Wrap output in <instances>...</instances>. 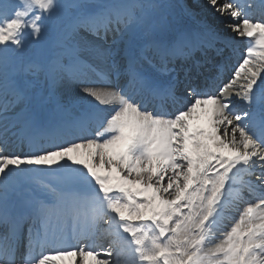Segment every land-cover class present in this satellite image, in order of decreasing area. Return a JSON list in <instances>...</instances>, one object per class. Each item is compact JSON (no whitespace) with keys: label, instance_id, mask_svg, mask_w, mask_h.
<instances>
[{"label":"snow or ice","instance_id":"6c2138e0","mask_svg":"<svg viewBox=\"0 0 264 264\" xmlns=\"http://www.w3.org/2000/svg\"><path fill=\"white\" fill-rule=\"evenodd\" d=\"M206 8L0 0V264H264V0Z\"/></svg>","mask_w":264,"mask_h":264},{"label":"rangeland","instance_id":"374dc122","mask_svg":"<svg viewBox=\"0 0 264 264\" xmlns=\"http://www.w3.org/2000/svg\"><path fill=\"white\" fill-rule=\"evenodd\" d=\"M196 0H184L182 6L183 9L186 10L189 14L185 16H190L193 19V24L196 25L201 19H208L210 22L217 23L214 16L208 11L206 8V0H202V2L199 5H195L194 2ZM177 5H181L177 2H175ZM195 5L196 7H192ZM184 16V17H185ZM242 207V205H240ZM233 209V210H232ZM230 209V213L228 214L229 222L233 216L236 215L235 208ZM107 242L105 241L104 244L107 246V244L110 242L111 238L107 237ZM107 258V257H105Z\"/></svg>","mask_w":264,"mask_h":264},{"label":"bare ground","instance_id":"6f19581e","mask_svg":"<svg viewBox=\"0 0 264 264\" xmlns=\"http://www.w3.org/2000/svg\"><path fill=\"white\" fill-rule=\"evenodd\" d=\"M175 1H177L179 4H181V3H183L184 2V0H175ZM205 1V0H204ZM202 2V0H196L195 2H194V4L195 5H199L200 3ZM193 6V4H192V7H196V6ZM183 20H184V23L185 24H193L192 22H193V19L190 17V16H185V17H183ZM240 46H241V44H240ZM95 86H97V87H102L103 85H95ZM19 146V144H17V147ZM103 240H104V238L103 239H100L99 240V243L100 244H103Z\"/></svg>","mask_w":264,"mask_h":264}]
</instances>
